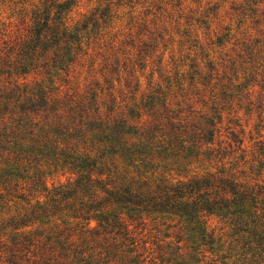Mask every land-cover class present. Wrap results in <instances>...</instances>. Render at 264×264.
I'll return each instance as SVG.
<instances>
[{"label":"trees","instance_id":"trees-1","mask_svg":"<svg viewBox=\"0 0 264 264\" xmlns=\"http://www.w3.org/2000/svg\"><path fill=\"white\" fill-rule=\"evenodd\" d=\"M81 1L0 0L17 17L13 26L0 22V211L10 215L0 219V264H117L118 254V264H139L144 248L129 236L121 211L140 225L147 216L174 217L187 243L212 245L206 215L225 209L239 221L247 201L250 233L264 258L263 200L224 197L229 180L210 173L175 182L154 175L172 163L212 160L214 123L187 129L173 121L168 85L139 99L122 92L138 59L168 40L167 22L182 13L174 18L171 7L180 0H95L71 26L68 13ZM140 35L150 41L139 45ZM81 61L89 78L82 92L61 89ZM189 66V80L201 77L198 62ZM58 170L74 178L48 187L46 177ZM114 230L113 238L121 233L127 243L115 240L111 261L102 248Z\"/></svg>","mask_w":264,"mask_h":264},{"label":"rangeland","instance_id":"rangeland-1","mask_svg":"<svg viewBox=\"0 0 264 264\" xmlns=\"http://www.w3.org/2000/svg\"><path fill=\"white\" fill-rule=\"evenodd\" d=\"M180 2L177 7H171L174 18L179 11L182 13L175 22H167L169 29L165 39L168 40L138 59L130 87L126 88L121 82V88L126 96L128 91H133L139 99L168 85L169 100L166 101L173 121L182 119L187 129L196 123L203 126L205 119L214 123V134L207 146L216 156L211 160L204 155L200 161L181 167L172 163L170 169L154 175L159 177L164 173L168 181L175 182L210 173L222 182L229 180L230 187L222 191L224 197L232 198L234 193L237 197L253 194L264 201V0ZM94 5L95 0H82L73 6L68 13V24L72 26L82 20ZM9 17L10 14L0 7V22H10L13 26L17 17L15 14ZM120 26L122 28L123 24ZM138 40L139 45L150 41L145 35H140ZM192 60L198 62L201 75L194 76L195 82L189 80ZM80 63L70 72L69 85L62 83L61 89L73 86L82 92L89 78L86 67L81 66L82 61ZM174 76L180 78V83ZM168 78L172 80L166 84ZM209 137L205 134L203 138L207 142ZM71 176L66 170H58L46 177V184L51 188L66 183ZM246 205V215L239 221L225 214V209L206 215L207 231L214 234L212 245L198 241L187 243L184 230L179 231L180 224L174 226L177 223L174 217L159 215L154 219L147 216L140 225L138 219L132 221L124 211L120 216L128 224L129 236L144 248L139 249L143 260L139 264H264L257 238L250 233L255 224L249 222L248 201ZM257 211V217L262 218L261 210ZM9 216L0 211L3 221ZM95 225L96 222L91 221L90 226ZM262 225L258 230H264ZM115 232L104 236L102 248L106 256L108 248L111 261L113 244L125 242L121 233L114 239ZM178 246L181 249L177 250Z\"/></svg>","mask_w":264,"mask_h":264}]
</instances>
